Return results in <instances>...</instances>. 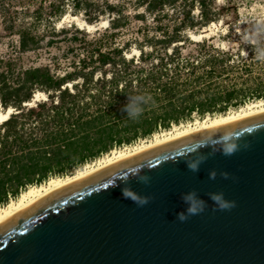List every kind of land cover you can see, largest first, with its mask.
Masks as SVG:
<instances>
[{"label":"water","instance_id":"1","mask_svg":"<svg viewBox=\"0 0 264 264\" xmlns=\"http://www.w3.org/2000/svg\"><path fill=\"white\" fill-rule=\"evenodd\" d=\"M0 264H264V113L48 193L0 221Z\"/></svg>","mask_w":264,"mask_h":264},{"label":"trees","instance_id":"2","mask_svg":"<svg viewBox=\"0 0 264 264\" xmlns=\"http://www.w3.org/2000/svg\"><path fill=\"white\" fill-rule=\"evenodd\" d=\"M176 1L136 0V7H145L155 16V12ZM198 3L201 15L196 22L206 26L213 19L210 7L206 0H198ZM107 9L116 12L117 18L112 19L110 25L117 29L121 11L110 4ZM192 11L189 8L172 35L166 36L163 32L164 38L152 41L151 47L163 44L167 59L171 60L178 52V47L171 46L180 41L181 30L187 22H195ZM18 35L21 50L33 47V37L23 32ZM186 40L188 38H184ZM139 50L143 59L145 53L142 48ZM111 53L97 50L100 76L95 82V67L88 72H67L60 77L45 67L31 68L22 72L16 83L9 82L6 73L0 72V105L3 109L12 106L17 110L0 125V207L29 186L41 185L51 177L72 175L75 169L112 149L150 137L159 129H169L172 124L192 119L194 114L199 118L225 114L229 108H237L251 98L264 99V79H255L250 85L247 80L225 85L223 78L229 77L228 71L235 66H228L227 59L217 56L202 62L188 60L180 66L177 64L173 74L164 66L137 76L139 84L135 91L130 89L129 82L119 83L129 74L128 66L134 60H127L119 48ZM163 60L158 61L167 65ZM107 66L111 68L108 70ZM180 68L187 69L188 73H181ZM69 82L71 86L66 85ZM91 83L97 84L95 91L89 88ZM32 87L45 93L47 100L23 106L33 97ZM136 94L149 96L151 100L143 115L133 121L127 118L122 107L128 96Z\"/></svg>","mask_w":264,"mask_h":264},{"label":"rangeland","instance_id":"3","mask_svg":"<svg viewBox=\"0 0 264 264\" xmlns=\"http://www.w3.org/2000/svg\"><path fill=\"white\" fill-rule=\"evenodd\" d=\"M206 2L213 19L208 25L200 26L196 22L200 20L201 15L198 0H177L174 5L155 12V16L145 7H136V0H0V72L6 73L9 82L16 83L22 72L31 68L45 67L53 75L60 77L67 72H88L95 67V82L100 76L97 70V50L111 53L113 49L119 48L127 60H134L128 66L129 74L121 78L119 83L125 84L127 81L130 83V89L135 91V86L139 84L136 82L137 76H143L164 66L173 74L178 68L177 64L180 66L188 60L202 62L210 56L227 59L228 66H235L228 71L229 77L223 78L225 85L237 84L243 80H247L250 85L255 79H264V61L256 58L252 47L264 31V0ZM76 3L79 4L77 7ZM108 4L121 11L117 29L110 25V21L117 18V14L108 11ZM189 8L193 10L195 22H187L188 25L180 32V41L171 46L178 47V52L171 60L167 59V49L163 44L156 43L155 47H151L150 43L163 39V32L166 36L172 35ZM73 17L76 20H73ZM86 24L93 27L88 29ZM20 32L34 38L33 47L25 51L20 49ZM184 38L188 40L184 41ZM139 48L145 53L143 59L140 58ZM160 58L164 59L163 64L167 65H161L158 61ZM107 68L109 70L111 66ZM180 70L181 73H188L187 69ZM78 82L82 81L78 79ZM89 88L95 91L97 84L91 83ZM108 88L106 85V89ZM37 92L43 93L32 87V95ZM260 100L264 99L251 98L237 108H229L225 114ZM41 101H45V98L40 97L35 104ZM1 109L3 107L0 105ZM225 114L205 115L202 118L194 114L192 119L177 126L182 127L208 116ZM175 126L176 124H172L169 129H159L150 137L140 138L130 145L114 149H131L148 143L154 140L155 135L159 136ZM93 162L95 160L87 164ZM84 166L75 169L73 174Z\"/></svg>","mask_w":264,"mask_h":264},{"label":"bare ground","instance_id":"4","mask_svg":"<svg viewBox=\"0 0 264 264\" xmlns=\"http://www.w3.org/2000/svg\"><path fill=\"white\" fill-rule=\"evenodd\" d=\"M73 20H76V18L73 17ZM85 26L88 29L93 27L91 24H86ZM67 85H71V83H68ZM40 97L45 98V100L47 99L44 93L37 92L30 101H27L24 104L26 106H34L35 102ZM14 109L15 108L12 106H9L0 110V125L5 122L12 113L15 112ZM263 113L264 100H260L250 104L248 103L246 106H242L239 110L227 113L225 115H219L216 117L208 116L201 121L196 120L193 124L189 123L182 127L176 125L173 129L165 131L159 136L155 135L154 140L142 145L134 146L131 149H113L110 151V153L95 160V162L92 164H86L82 169H78L72 175H67L65 177H51L41 185L29 186L26 190L22 191L16 199H12L5 206L0 207V221L30 205L48 193L133 154L199 131Z\"/></svg>","mask_w":264,"mask_h":264},{"label":"clouds","instance_id":"5","mask_svg":"<svg viewBox=\"0 0 264 264\" xmlns=\"http://www.w3.org/2000/svg\"><path fill=\"white\" fill-rule=\"evenodd\" d=\"M255 50V55L258 60L264 61V31L262 34L257 37L256 44L252 45ZM151 97L143 95V94H136L127 97L126 103L122 107V111L126 114L129 120H138L145 111V106L149 104ZM237 146L232 144L226 150L227 154H231L236 150ZM122 195L129 197V191L127 189H122ZM228 203H222L220 205L221 208L230 207ZM190 213H195L196 209L190 207L188 209ZM181 216H183L181 214Z\"/></svg>","mask_w":264,"mask_h":264}]
</instances>
